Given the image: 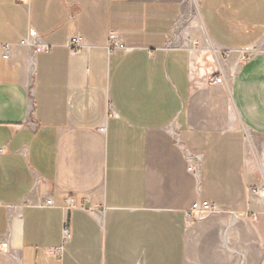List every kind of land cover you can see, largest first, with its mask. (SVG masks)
I'll use <instances>...</instances> for the list:
<instances>
[{
    "label": "crops",
    "instance_id": "1",
    "mask_svg": "<svg viewBox=\"0 0 264 264\" xmlns=\"http://www.w3.org/2000/svg\"><path fill=\"white\" fill-rule=\"evenodd\" d=\"M198 1L0 0V264H264V0Z\"/></svg>",
    "mask_w": 264,
    "mask_h": 264
},
{
    "label": "rangeland",
    "instance_id": "2",
    "mask_svg": "<svg viewBox=\"0 0 264 264\" xmlns=\"http://www.w3.org/2000/svg\"><path fill=\"white\" fill-rule=\"evenodd\" d=\"M193 0H187V6L189 7V11H188V16L191 17L192 19H196L197 21H199V12H198V4L199 1L195 0V4H192ZM198 24V23H197ZM198 32L201 33V27L198 25ZM264 49V44L261 45ZM250 159L252 161H254V166L258 168V180L261 181L262 183H264V142L263 141H258L254 147L252 148V150L250 151ZM214 213L212 210L209 209H197L196 211H194L190 216H189V220L190 222L193 221H202V220H206L209 217H211L212 215H214Z\"/></svg>",
    "mask_w": 264,
    "mask_h": 264
},
{
    "label": "built area",
    "instance_id": "3",
    "mask_svg": "<svg viewBox=\"0 0 264 264\" xmlns=\"http://www.w3.org/2000/svg\"><path fill=\"white\" fill-rule=\"evenodd\" d=\"M17 1L26 4V3H28L30 0H17ZM70 46H71L72 48H78V47H81V46H82V43H81V38H80V36H78V35L73 36V37L71 38V41H70ZM219 80H220V79L217 78V79L215 80V82H217V81H219ZM101 130H104V129L102 128ZM73 203H74V199H73V197H69V198H68V205H69V206H72ZM44 205H49V206H50V205H53V200H52V199H47L46 202L44 203ZM199 209H209V210H212L213 212H219V211L217 210L216 206H214V205H205V206H203V207H201V208H198V210H199ZM192 213H193V211H192V212H189V213H188V216H190ZM65 233H66V235H68V230H67V229H65Z\"/></svg>",
    "mask_w": 264,
    "mask_h": 264
}]
</instances>
